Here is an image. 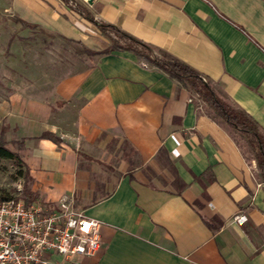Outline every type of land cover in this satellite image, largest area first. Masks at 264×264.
<instances>
[{
    "label": "crops",
    "instance_id": "0c3cea01",
    "mask_svg": "<svg viewBox=\"0 0 264 264\" xmlns=\"http://www.w3.org/2000/svg\"><path fill=\"white\" fill-rule=\"evenodd\" d=\"M73 1L201 75L264 134V0ZM0 11L18 31L7 47L40 32L110 49L49 87L21 82L0 99L2 138L22 142L8 147L28 188L100 223L94 255L51 253L48 264H264V180L203 101L145 57L111 48L61 0H0Z\"/></svg>",
    "mask_w": 264,
    "mask_h": 264
},
{
    "label": "built area",
    "instance_id": "2783aa9c",
    "mask_svg": "<svg viewBox=\"0 0 264 264\" xmlns=\"http://www.w3.org/2000/svg\"><path fill=\"white\" fill-rule=\"evenodd\" d=\"M99 227L68 198L57 204L27 202L20 194L0 200V264H48L51 253L91 257L100 249Z\"/></svg>",
    "mask_w": 264,
    "mask_h": 264
},
{
    "label": "trees",
    "instance_id": "16d2710c",
    "mask_svg": "<svg viewBox=\"0 0 264 264\" xmlns=\"http://www.w3.org/2000/svg\"><path fill=\"white\" fill-rule=\"evenodd\" d=\"M63 3L68 4L73 11L80 17L85 18L97 26L98 30L108 38L111 48H117L120 50H128L135 53L138 56H143L148 59L153 65L159 67L162 71L170 74L176 80L185 84L188 89L195 94L197 98L203 101L211 111L227 126H229L241 139L242 145L238 143L240 152L246 157L250 155L255 163L260 177L264 180V134H262L258 125L253 119L244 111H240L233 107L230 103H226L222 99L216 96L209 83L198 73L190 69L185 64H181L172 60H165L159 57L153 56L151 50L143 43L138 42L126 34H123L120 30H117L113 26H106L98 24L93 20L88 11L83 7L75 3L73 0H61ZM29 29H33L27 24L23 26ZM82 51L89 55H97L106 53L102 51L100 53H94L86 48H82ZM5 132V128H1L0 134V163L2 161L12 163L14 169H16L15 179L23 181L21 189H17V194L23 196L27 202L37 201L41 202L38 195L28 188L31 179L28 175L27 167L23 161L20 160L17 153L13 152L9 145H20L22 142L9 143L4 141L2 135ZM42 138H49L55 142L57 139L49 133H44ZM13 196L7 190H0V200L11 199ZM42 203V202H41ZM210 225V222H207ZM211 226V225H210Z\"/></svg>",
    "mask_w": 264,
    "mask_h": 264
},
{
    "label": "rangeland",
    "instance_id": "374dc122",
    "mask_svg": "<svg viewBox=\"0 0 264 264\" xmlns=\"http://www.w3.org/2000/svg\"><path fill=\"white\" fill-rule=\"evenodd\" d=\"M17 32L9 17L0 11V99L11 94L21 82L46 83L45 87H49L72 70H82L92 60L93 55L81 47L48 39L40 32H29L30 37L25 36L19 44L14 40L7 47L8 38L12 34L16 37ZM15 173L12 163H0V190H7L13 197L17 196L16 188L21 189L23 184L22 180L15 179Z\"/></svg>",
    "mask_w": 264,
    "mask_h": 264
},
{
    "label": "water",
    "instance_id": "95a60500",
    "mask_svg": "<svg viewBox=\"0 0 264 264\" xmlns=\"http://www.w3.org/2000/svg\"><path fill=\"white\" fill-rule=\"evenodd\" d=\"M93 0H86V2L91 5Z\"/></svg>",
    "mask_w": 264,
    "mask_h": 264
}]
</instances>
